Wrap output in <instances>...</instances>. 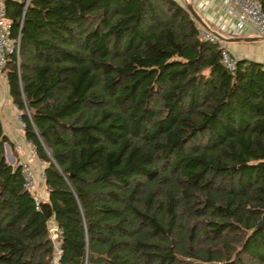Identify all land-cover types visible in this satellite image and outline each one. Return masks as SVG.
Segmentation results:
<instances>
[{"label":"trees","instance_id":"obj_1","mask_svg":"<svg viewBox=\"0 0 264 264\" xmlns=\"http://www.w3.org/2000/svg\"><path fill=\"white\" fill-rule=\"evenodd\" d=\"M2 1L46 198L0 123V264H264V64L229 73L175 0Z\"/></svg>","mask_w":264,"mask_h":264},{"label":"built area","instance_id":"obj_2","mask_svg":"<svg viewBox=\"0 0 264 264\" xmlns=\"http://www.w3.org/2000/svg\"><path fill=\"white\" fill-rule=\"evenodd\" d=\"M216 1L223 13L232 19L229 25L221 28V34L230 32H244L248 31L252 35L264 38V11L261 10L256 0H214ZM215 23V21H212ZM197 35L201 40L215 43L218 46L220 54V62L225 70L229 73L233 72L235 62L238 60L237 57L233 56L230 52L227 44L223 41V35L211 31L204 25L197 23ZM18 49V34L14 37L10 34L9 21L6 19L3 8V1L0 0V77L5 79V56L8 53ZM16 121L20 127H22V121L19 115H16ZM24 143L30 147V152L35 156L36 163L42 169L43 163L39 160L36 155L33 146L24 139ZM19 167L20 173L23 178V187L28 190L31 194L37 187V179L33 168L26 161H19L15 164ZM39 180L43 184V176L40 170ZM33 195V194H32ZM34 205L37 207L38 202L46 198L45 191L38 193V196L33 195ZM51 228H55L57 234H60V230L52 223L49 222ZM48 229V230H49ZM57 251H58V241Z\"/></svg>","mask_w":264,"mask_h":264},{"label":"crops","instance_id":"obj_3","mask_svg":"<svg viewBox=\"0 0 264 264\" xmlns=\"http://www.w3.org/2000/svg\"><path fill=\"white\" fill-rule=\"evenodd\" d=\"M175 1L184 8L186 5H190L202 24L215 33L221 34V28L232 22V19L223 13L220 5L214 0ZM194 22L197 25L195 20ZM221 35H223V41L227 44L230 52L237 59L264 64V38L252 35L248 31L241 33L228 31ZM17 114L18 111L8 95L6 80L0 77V123L3 133L10 142L11 159L17 160V162L26 161L31 167H34L35 158L30 154V147L24 143L22 129L16 121ZM44 191L43 187L41 192Z\"/></svg>","mask_w":264,"mask_h":264},{"label":"rangeland","instance_id":"obj_4","mask_svg":"<svg viewBox=\"0 0 264 264\" xmlns=\"http://www.w3.org/2000/svg\"><path fill=\"white\" fill-rule=\"evenodd\" d=\"M3 148H4V154H5V158H6V161L8 163H10L11 165H15L17 163V160H13L11 159V152L9 151V148L7 146V144H4L3 145ZM30 154L32 155V157L35 158V156L30 152ZM33 168V171L35 173V178L37 179V187L34 189V191L32 192L33 195L35 196H38V193H41V191L43 190V185L41 183V181L39 180V172H40V167L37 165L36 163V159H35V164H34V167L32 166ZM51 226V224L49 223V227ZM55 251H57V243H55ZM53 262L55 263L56 262V253L54 254V258H53Z\"/></svg>","mask_w":264,"mask_h":264},{"label":"water","instance_id":"obj_5","mask_svg":"<svg viewBox=\"0 0 264 264\" xmlns=\"http://www.w3.org/2000/svg\"><path fill=\"white\" fill-rule=\"evenodd\" d=\"M185 9L188 11L190 17L193 20H195L197 23L203 25L200 18L197 16V14L194 12V10L192 9V7L190 5H186ZM249 39H254V38H249ZM263 222H264V220H263ZM49 236H50V239L52 242L57 241L59 238V234H57L55 228L49 229Z\"/></svg>","mask_w":264,"mask_h":264}]
</instances>
